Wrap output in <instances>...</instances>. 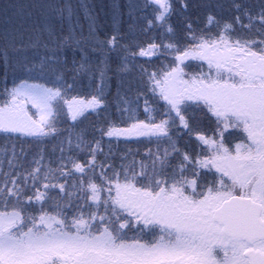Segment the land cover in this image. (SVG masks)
Masks as SVG:
<instances>
[{"label":"snow or ice","instance_id":"1","mask_svg":"<svg viewBox=\"0 0 264 264\" xmlns=\"http://www.w3.org/2000/svg\"><path fill=\"white\" fill-rule=\"evenodd\" d=\"M137 11L150 38L100 39L90 26L94 63L57 30L71 4L0 7V264H264V0ZM85 77L90 98L70 96ZM131 144L145 146L138 163L126 162Z\"/></svg>","mask_w":264,"mask_h":264},{"label":"trees","instance_id":"2","mask_svg":"<svg viewBox=\"0 0 264 264\" xmlns=\"http://www.w3.org/2000/svg\"><path fill=\"white\" fill-rule=\"evenodd\" d=\"M32 0H0V7L8 3H21L28 4L31 3ZM49 2L54 4H64L69 3L73 8V15L71 17V22L68 19H64L60 21L59 19L56 21L57 30L59 33L63 35H68L69 30H73L76 37L81 40V46L88 53V57L94 62L99 63L101 59H103V54L99 51H94V41L92 39V34L90 33V26L93 28L95 35L99 36L100 39L110 38L113 32L118 29L120 33V37L122 38V42L131 41L133 39L139 41L140 43L145 42L150 38L152 33H144L141 31V28L144 26V22L139 19L140 12L137 11L134 15L137 19H133L132 16L129 15V9L131 5L143 3V0H49ZM199 2V0H197ZM248 3L257 4L258 0H247ZM227 15V14H226ZM3 20V15L0 14V21ZM94 21V24H93ZM62 23V28H61ZM173 23H176V18H173ZM135 24V34L133 35L130 32V25ZM25 39H27V34L25 35ZM30 57L33 54V50L29 49ZM68 56H71V51L67 52ZM76 56H80V53L77 52ZM140 61L147 60V57H138ZM155 59V58H152ZM108 63L111 68L114 70L116 68V64L118 63V57L116 53H110L108 55ZM149 67V70H152L153 66L145 65ZM139 69H136L135 72H138ZM135 73H133L134 75ZM3 76V64L0 61V77ZM131 78V76H129ZM69 81L71 82V73H69ZM11 84V75L9 76V85ZM95 91L94 88L88 87V79L80 78L79 85L70 92L71 95H76L79 97H83L84 99H89L91 94ZM115 88L113 86L111 93L108 95V100L110 104H112L111 112L113 118L117 117V113L115 112V106L113 103V94ZM87 96V97H86ZM141 106V111L143 108V101ZM100 120L95 117V115H90L87 120L83 122L81 127L88 129L89 135L93 133V125L99 123ZM67 124H71V121H67ZM67 124L64 127H67ZM98 135V133H96ZM108 138L105 137V140ZM59 141H50L47 144V156L51 157L55 162L56 158L59 157L60 153L57 148V151L53 152V145H58ZM3 146V142L0 141V147ZM132 148V154L128 156L127 163H131L133 159L138 163L140 159L144 155L145 146L144 145H129ZM127 147L123 142L119 145L113 143L112 151L115 154L113 159L117 166L120 164L121 154L127 151ZM137 148H139V152H137ZM25 151L28 155L25 157V166H30V161L32 158V154L36 151L35 147H29L27 144L24 145ZM107 145H105V151H107ZM20 151V144H17V152ZM5 169H7V165H5Z\"/></svg>","mask_w":264,"mask_h":264},{"label":"bare ground","instance_id":"3","mask_svg":"<svg viewBox=\"0 0 264 264\" xmlns=\"http://www.w3.org/2000/svg\"><path fill=\"white\" fill-rule=\"evenodd\" d=\"M4 28H5V24H4V19H3L0 21V36H2ZM2 44H3V41L0 40V45ZM27 54L30 56L31 53L28 51ZM69 58H71V56H69ZM76 59L79 60L80 56H76Z\"/></svg>","mask_w":264,"mask_h":264},{"label":"rangeland","instance_id":"4","mask_svg":"<svg viewBox=\"0 0 264 264\" xmlns=\"http://www.w3.org/2000/svg\"><path fill=\"white\" fill-rule=\"evenodd\" d=\"M87 97V96H86ZM141 106H142V102H141ZM65 111H66V109H65ZM205 130L206 131H209V134H210V130L205 126ZM225 134H227V133H225Z\"/></svg>","mask_w":264,"mask_h":264}]
</instances>
